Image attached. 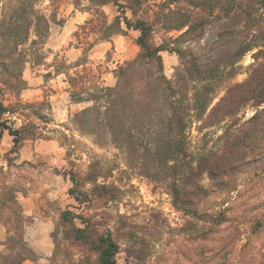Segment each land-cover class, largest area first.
Masks as SVG:
<instances>
[{
	"label": "trees",
	"instance_id": "trees-1",
	"mask_svg": "<svg viewBox=\"0 0 264 264\" xmlns=\"http://www.w3.org/2000/svg\"><path fill=\"white\" fill-rule=\"evenodd\" d=\"M88 1L96 7L79 27L84 34L108 39L130 29L139 32L137 54L113 70L112 85L103 84L84 66L70 72L65 59L57 54L47 64L40 40L48 32V20L33 6L27 12L22 0H17L13 10L24 9L22 14L10 17L8 22L5 16L0 20V130H6L13 142L5 154L6 164L9 169L15 165L10 153H17L25 138L42 135L40 126L30 118L34 115L47 122V117L35 109L36 102L23 101L20 92L27 85L22 73L25 64H46L53 68L54 74L65 75L70 101L83 105L72 115V124L80 133L92 136L98 144L111 142L134 155L142 152L138 147L140 141H153L147 149L154 153L155 167L169 172L166 183L173 204L202 223L196 236L203 245L219 234L220 247L211 261L226 264L229 258L224 242L228 237L219 229L226 221L225 213L199 214L190 200L209 194L197 181L202 174L222 181L226 175L259 159L260 154L264 156V0H159L151 6L145 5L146 0ZM108 3L116 5L119 11L111 21L101 8ZM31 28L36 38L29 40ZM158 30L163 33L161 42L156 39ZM170 32L177 34L173 36ZM76 36L79 41L82 39V35ZM203 45L208 49L203 50ZM163 51L178 56L173 79L164 72ZM207 51H213V56L204 57ZM248 52L254 59L248 77L227 86L214 101L215 87L225 77L235 75L236 64ZM81 61H76L73 67L84 65ZM51 74L52 71L46 75ZM5 92L16 100L5 103ZM247 105L256 109L240 122L238 113ZM16 114L26 119L18 127L10 120ZM226 120L230 123L218 136L219 143L194 155L193 123L200 122L197 130L201 131ZM9 169L0 168V224L6 230L5 238L0 241L3 247L0 264H23L37 259L25 238V228L32 218L25 214L19 200L20 194L25 195L29 188L14 180ZM101 173L102 168L96 162L89 164L87 172L71 169L64 173L72 183L68 193L78 204L114 197L113 186L99 183L100 177L109 176ZM116 223L115 231L127 230L125 225H128L127 233L132 235V224L122 225L120 220ZM57 224L59 231L51 234L52 255L60 247L68 251L70 245H77L91 254L83 255L79 264H89L92 255L94 264H117L120 243L114 230H100L99 220L70 209L60 211ZM229 234H233L229 238L238 240L236 234ZM135 257L140 258V253Z\"/></svg>",
	"mask_w": 264,
	"mask_h": 264
},
{
	"label": "rangeland",
	"instance_id": "rangeland-1",
	"mask_svg": "<svg viewBox=\"0 0 264 264\" xmlns=\"http://www.w3.org/2000/svg\"><path fill=\"white\" fill-rule=\"evenodd\" d=\"M156 1L159 0H146L145 5L151 6ZM16 2L17 0H0V20L5 16L8 22L10 17L22 14L24 9L18 12L13 10ZM22 2L27 12L33 6L48 20V32L40 40L43 42L40 46L47 64H51L57 54L65 59L70 72L81 70L84 66L96 74L103 84L112 85L115 82L113 70L133 58L139 50L136 44L139 32L134 29L108 39H100L90 33L84 34L79 27L92 16L96 7L88 0ZM101 8L109 21L119 14L113 3ZM125 11L129 17L132 16L128 9ZM76 34L82 35L80 41ZM169 34L176 36L177 33ZM161 36L163 33L158 30V42H161ZM33 38L36 36L31 28L29 40ZM206 46L201 48L207 50ZM207 53L204 56L206 58L214 54L213 51ZM161 54L164 72L173 79L179 64L178 56L168 51ZM79 60L84 65L73 67ZM253 62L251 53H246L236 64L235 75L225 77L222 84L215 87L214 101L224 93L227 86L244 81ZM50 71L52 74L47 76ZM22 73L27 85L21 90L20 98L36 102L35 109L47 117L45 122L32 115L30 119L40 126L42 135L35 139L25 138L19 144L18 152L10 153L15 164L10 169L6 164L5 154L13 144L12 137L6 130H0V168L3 166L5 170L9 169L14 180L25 183L29 188L25 195L20 194L19 200L25 214L32 218V222L25 228V238L37 254V259L25 261L24 264H79L83 255H91L85 247L77 245H70L68 251L60 247L52 255L51 234L59 231V214L66 209L99 220L100 230H114L120 243L116 255L117 264H213L211 257L220 247L219 234L203 245L196 236L202 223L173 204V197L166 183L169 172L155 167L154 153L147 149L153 141H140L138 147L142 152L135 155L116 148L111 142L98 144L92 136L80 133L72 124L73 113L83 105L70 101L69 85L64 74H54L53 68L46 64L30 63L25 64ZM3 100L9 103L16 98L5 92ZM255 109L250 105L242 108L238 113L240 122L249 118ZM10 120L14 127H18L26 119L16 114ZM228 123L230 120L198 131L200 122H194L191 129L193 154L216 146L219 143L218 136ZM259 156V159L252 160L235 173L223 177L222 181L211 180L207 174H202L197 181L207 188L209 194L190 200L193 210H197L199 214L225 213L226 221L219 229L221 234L228 237L224 242V251L228 252L229 258L226 264H264V156ZM91 162L101 166V174L109 175L100 177L98 181L113 186L111 189L114 197L92 199L88 203L78 204L68 193L72 183L64 173L71 169L87 172ZM119 220L122 225H133L131 236L127 233L130 230L128 225H125L127 230L115 231ZM236 229L239 230L237 233ZM229 233L236 234L238 237L234 236L238 240L229 238L233 236ZM2 249L0 246V251ZM139 253L140 258L137 259L135 256ZM94 257L92 255L89 264H94Z\"/></svg>",
	"mask_w": 264,
	"mask_h": 264
},
{
	"label": "crops",
	"instance_id": "crops-1",
	"mask_svg": "<svg viewBox=\"0 0 264 264\" xmlns=\"http://www.w3.org/2000/svg\"><path fill=\"white\" fill-rule=\"evenodd\" d=\"M6 232V230H5V228H4V226H2L1 224H0V240L2 241V239H4V237H5V235H4V233ZM26 261H28V260H26ZM31 261V260H30ZM23 264H24V262H23Z\"/></svg>",
	"mask_w": 264,
	"mask_h": 264
}]
</instances>
